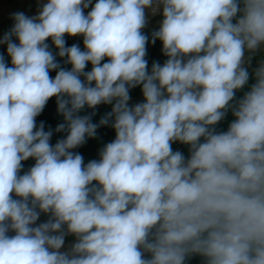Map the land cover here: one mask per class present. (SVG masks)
I'll return each instance as SVG.
<instances>
[{
    "label": "clouds",
    "instance_id": "1",
    "mask_svg": "<svg viewBox=\"0 0 264 264\" xmlns=\"http://www.w3.org/2000/svg\"><path fill=\"white\" fill-rule=\"evenodd\" d=\"M90 5L47 0L36 17L13 14L0 39L12 64L0 54V264H185L192 254L264 264V63L231 103L249 80L245 53L264 45V0H97L85 15ZM161 5L152 42L168 59L149 73L141 30L145 9ZM65 34L83 35L85 50ZM137 85L145 102L130 107ZM52 97L64 118L55 131L67 132L54 146L36 123ZM113 101L99 124L77 115ZM230 107L228 130L210 128ZM112 117L115 140L85 165L71 150ZM40 212L50 219L33 226ZM66 234L77 241L62 252Z\"/></svg>",
    "mask_w": 264,
    "mask_h": 264
},
{
    "label": "trees",
    "instance_id": "2",
    "mask_svg": "<svg viewBox=\"0 0 264 264\" xmlns=\"http://www.w3.org/2000/svg\"><path fill=\"white\" fill-rule=\"evenodd\" d=\"M12 27L5 28L0 32V37L3 38L6 33H9L11 31ZM142 34L148 37V43L146 44V56L145 59L147 60V69L148 72H151V68L154 62H158V59L161 55H163V43L161 40L156 39L153 43L152 40L148 36V30H141ZM83 36H78L76 39L71 41H66L65 46L71 47L72 45H77L79 48L84 51V43H83ZM17 43L18 40H17ZM46 43L49 45V50L53 53V55L56 57V62L60 65L61 68L65 70H71L72 65L70 63H67V57H60L58 55L59 49L55 47V45L52 43L51 38H49ZM148 45H150V48H148ZM107 57L104 58V60L101 63L108 62ZM260 65H255L253 68L249 71L250 76L248 83L244 86V88L237 90L235 94V100L232 103V106L235 105L236 101L243 98L244 94L248 92L252 86V84L255 83V71L258 69ZM90 67V62L86 65V68L84 69V72H88ZM57 70H53L50 72V76L52 78L55 77ZM80 79L84 81V76H81ZM94 86V82L92 84ZM142 92V85H137L135 87L129 88V93H138ZM100 105V104H99ZM99 105L95 106V108H89L85 106L83 109H81L77 115L83 117V116H89L91 118V122L95 124H99L100 120L106 116V114L111 112V108L108 106V104L101 103V107ZM235 120V117L232 114V107L229 108L227 111L225 117L218 122L214 126H210V128H214L216 132H226L229 128V125ZM43 122L45 131H48L49 129L52 130L53 134L50 139V144L55 145L58 140L65 139L67 136V132H56V127L64 123L63 116L58 112L57 110V98L52 97L48 100L46 106L44 107L43 111L40 115L36 117V123L37 126ZM114 122V117L109 119V123L106 125L99 126L96 131V136L94 138H86L85 143L82 145L76 147L75 149H72L71 151L80 154L83 157L84 164L86 165L88 162L92 160L97 159V154L94 153V151L97 148H100L112 141L115 140L116 132L115 129L112 127V123ZM201 142H203V138H201ZM184 151L190 155V145L184 144ZM97 161V160H96ZM35 165V159L29 158L25 161H22V169L19 173L20 175L25 174L30 170L31 167ZM97 182H93L95 185ZM14 199H20V197L16 196L14 193L12 194ZM185 264H205V258L198 255V254H192L189 255L186 260Z\"/></svg>",
    "mask_w": 264,
    "mask_h": 264
},
{
    "label": "crops",
    "instance_id": "3",
    "mask_svg": "<svg viewBox=\"0 0 264 264\" xmlns=\"http://www.w3.org/2000/svg\"><path fill=\"white\" fill-rule=\"evenodd\" d=\"M38 2H44L46 3L47 0H0V32L4 30L5 28L14 26V18L13 14L22 12L28 17H36L39 12L42 10V8H39L37 6ZM97 2V0H92V5ZM91 10V8L84 9L85 15ZM163 7L162 5L158 8L155 14L152 12V8H146V20L147 24L142 30H149L150 27H157L162 24V21L164 19L163 17ZM5 13H9L11 16L10 24L4 20L3 15ZM264 58V45L260 46V49L256 53H245L246 60L251 58ZM130 98L132 93H129ZM115 101H113L112 104H108V106L111 108L113 107V104ZM66 232V229H64ZM77 241V237L73 234H66L65 235V243L64 246L60 249L62 251L70 250L72 245Z\"/></svg>",
    "mask_w": 264,
    "mask_h": 264
},
{
    "label": "built area",
    "instance_id": "4",
    "mask_svg": "<svg viewBox=\"0 0 264 264\" xmlns=\"http://www.w3.org/2000/svg\"><path fill=\"white\" fill-rule=\"evenodd\" d=\"M43 4H45V3L44 2H38L37 6L39 8H42ZM92 6L93 5H90L89 7L91 8ZM3 18H4L5 21H7L10 24L11 16H10L9 13H5L3 15ZM160 26L150 27L149 28L148 36L151 39L153 38V33L158 31ZM11 27H12V25H11ZM78 36H83V35L69 36L68 34H65L64 39H65V41H71V40L76 39ZM0 39H3V38L0 37ZM13 40H14V42L17 43V40H16L15 37H13ZM148 48H150V45H148ZM0 54H2L4 56L6 63L8 64L9 67H11L12 66L11 57L7 54V45L6 44H0ZM167 59H168V57L165 54H163V55H161L159 57L157 63H159L162 66L166 62ZM246 61H247V63H246L245 66L248 68V71H250L253 68V66L261 65L262 63H264V58L255 57V58L248 59ZM91 69H92V65H91V62H90L89 71H91ZM149 73H151V72H149ZM144 102H145V99H144V96H143V92H138V93H132L131 98L128 101V104H129L130 107H132V106H135L136 104L144 103ZM111 111H112V107H111ZM105 146L106 145H104V146H102L100 148H97L94 151V153L97 154V159H96L97 161L100 160V153H101L102 149ZM171 147H172L173 152H176V151L181 152L186 160L188 158H190V155L184 151V143H181L180 141H175V142L172 143ZM37 211H39V210L37 209ZM49 219H50V214L40 212L39 219L36 221V224L33 225V226H38L40 223L47 222ZM64 229H66V225L64 226ZM14 234L15 233L11 232V231H9V233H8L9 236H12ZM60 251H62V250H60ZM145 256L147 257L148 254H145Z\"/></svg>",
    "mask_w": 264,
    "mask_h": 264
},
{
    "label": "water",
    "instance_id": "5",
    "mask_svg": "<svg viewBox=\"0 0 264 264\" xmlns=\"http://www.w3.org/2000/svg\"><path fill=\"white\" fill-rule=\"evenodd\" d=\"M99 107H101V104L99 105Z\"/></svg>",
    "mask_w": 264,
    "mask_h": 264
}]
</instances>
